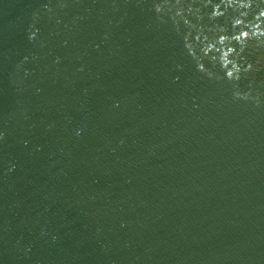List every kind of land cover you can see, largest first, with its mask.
<instances>
[{
	"label": "water",
	"instance_id": "obj_1",
	"mask_svg": "<svg viewBox=\"0 0 264 264\" xmlns=\"http://www.w3.org/2000/svg\"><path fill=\"white\" fill-rule=\"evenodd\" d=\"M215 3L0 0V264H264V44L224 78Z\"/></svg>",
	"mask_w": 264,
	"mask_h": 264
},
{
	"label": "clouds",
	"instance_id": "obj_2",
	"mask_svg": "<svg viewBox=\"0 0 264 264\" xmlns=\"http://www.w3.org/2000/svg\"><path fill=\"white\" fill-rule=\"evenodd\" d=\"M206 2H210V0H206ZM221 3L225 4V8L231 7L236 13L231 17L233 28L238 25H243V27H241L239 31H233L229 34L224 24H217L214 26V31L218 34L214 35L211 39L208 37L207 33L201 34L200 31L195 33L194 39L203 41L200 47V53L203 56L210 57L211 60H215L218 63L224 78L230 81H238L241 72L247 71L252 67L250 62L243 66L240 62L243 59L241 53L247 45L248 40L255 38L257 43L264 44V0H259V4L251 19H246L245 17L249 15V10L257 3V0H221ZM221 3L213 4L212 11L209 13L210 17H217L224 14L225 9L221 8ZM156 9L158 11L160 10L159 4L156 5ZM180 12L181 9H177V14H180ZM185 23L189 24L191 22L185 18ZM193 27L196 26L193 25ZM32 35H34V33H30L29 38H31ZM184 40L187 51L197 57L195 47L192 45L187 35L184 36ZM232 40H235L239 47L232 44ZM217 43H219V46H217ZM215 53H218V55ZM196 67L198 70L205 72L209 77L215 76L216 78H221L218 73H214L210 68L206 67L200 59L197 60ZM233 95L246 98L248 92H241L235 89ZM76 132L79 134L80 129H77ZM0 137H3L2 131H0ZM53 239H55V237H53Z\"/></svg>",
	"mask_w": 264,
	"mask_h": 264
}]
</instances>
